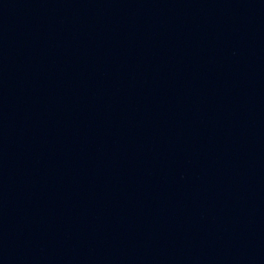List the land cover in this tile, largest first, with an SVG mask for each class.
<instances>
[{"label":"water","instance_id":"95a60500","mask_svg":"<svg viewBox=\"0 0 264 264\" xmlns=\"http://www.w3.org/2000/svg\"><path fill=\"white\" fill-rule=\"evenodd\" d=\"M0 264H264V0H0Z\"/></svg>","mask_w":264,"mask_h":264}]
</instances>
